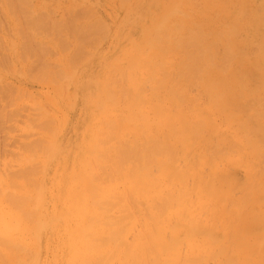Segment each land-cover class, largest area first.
Masks as SVG:
<instances>
[{
	"label": "bare ground",
	"instance_id": "6f19581e",
	"mask_svg": "<svg viewBox=\"0 0 264 264\" xmlns=\"http://www.w3.org/2000/svg\"><path fill=\"white\" fill-rule=\"evenodd\" d=\"M231 1L236 11L224 27L211 17L193 23L177 8L184 4L172 0L143 29V42L129 66L114 67L102 83L104 115L97 119L81 161L52 196L47 220L45 164L26 156L17 172L0 171L5 174L0 175V264H34L45 227L56 231L57 243L67 249L63 264H264V0L256 8L249 0ZM4 2L20 9L29 0ZM23 13L32 16V11ZM34 18L28 24L51 36L49 19L44 27V19ZM67 20L63 28L81 32L82 44L101 33L91 24L74 22L72 32ZM244 25L249 37L241 44ZM32 45L22 47L30 51ZM43 61L34 64L40 67ZM134 72L143 76L132 83ZM199 85L209 93L207 104L191 95ZM147 109L153 111L151 117ZM19 110L13 112L19 116ZM2 116L4 126L15 119L3 123ZM220 116L222 125L216 121ZM234 124L245 142L233 134ZM42 131L49 132L48 127ZM34 146L42 149L37 142ZM42 147L47 154L53 150L51 143ZM238 168L246 171L241 181L233 175Z\"/></svg>",
	"mask_w": 264,
	"mask_h": 264
},
{
	"label": "rangeland",
	"instance_id": "374dc122",
	"mask_svg": "<svg viewBox=\"0 0 264 264\" xmlns=\"http://www.w3.org/2000/svg\"><path fill=\"white\" fill-rule=\"evenodd\" d=\"M171 1L172 0H29L28 4H26L27 7L23 6L20 9H14L13 7L8 8L4 0H0V42L2 43H0V90L3 89V95H7V97H0V109H2L0 111H3V109L6 107V109H9L7 110L8 114H11V120H13L15 117V122L11 121L10 123H7L4 119L10 121L11 117L8 119V117L5 116L7 114L6 109L4 110L5 112L0 114H4V117L2 116L3 123H6L5 126L2 124V122L0 124V129L3 128L4 130V132L0 130V171L5 174L17 172L26 156H32L34 161L38 164H45V168L43 170L45 173L44 184L46 190V202L43 210L44 220H47V211H50L52 208V196L54 193L57 194V192L61 190L59 187L62 185V181L68 179L74 168L77 166L76 163L81 161L80 159L83 156V150L89 143L93 127L97 119L104 115L103 108L100 104V99L102 97V83L106 80V77L109 76L114 67H118V69H126L129 66L130 57L140 46L139 44L143 42V29L150 27L152 20L157 15L158 18L160 17L165 7L170 5ZM180 1L184 4V6L181 4L177 8H180L179 10L181 11V14L184 18L186 17L187 19L192 20L193 23H197L206 17H211L214 20H218L219 25L224 27L229 24L231 15L236 11V6L231 0ZM249 1L252 8L260 6L263 2V0ZM221 5L225 6L223 7L224 12L220 14V16H217L215 12L219 11L217 9ZM79 9H82L84 14L88 12L89 15H84ZM26 10L29 12L32 11V16L27 15L29 13H23L27 12ZM11 11V14H14L13 16L9 13ZM49 11L52 13H49ZM185 12L187 14H185ZM45 14L48 15V18ZM41 15H43L42 18L40 17ZM69 15H72L73 17L74 15H77L76 17H79L80 20H75L74 17V21H72L70 19L72 16L69 17ZM92 15L95 16L93 17ZM20 16L22 18H20ZM28 17L30 20L26 19ZM34 17L44 19V27H46V25L49 23V28L46 30H49L47 35L51 31V36L49 35L46 37L44 29L42 30L43 32L39 31V28L36 24H34V26H37L38 29L34 28L32 24H28L31 19H35ZM67 18V21L69 22L71 20V22L68 23L69 26L66 25V28L70 27L73 22L76 25H93L96 28V31L101 32H95V35L91 34L92 38L90 37V39L95 40L96 42L91 41L92 43H90V40H88L87 42L83 41L85 43L82 44L81 40L78 39L80 38L81 32H79V35L76 33V31L70 34L71 31L68 28L67 29L69 32L63 28V25H65L63 23H67L65 22V19ZM46 19H49L48 23ZM49 21L51 23L56 22L58 24L51 28ZM59 22L63 29L59 25ZM25 23H27V25L30 27H25ZM20 27L21 29H19ZM25 28L26 30L24 31ZM34 29L37 32H40L42 35L39 33V35H37V32ZM54 29H57V32H55ZM70 29H72V32L74 31L72 27H70ZM64 30H66L69 35H73L70 36L72 39L69 38V35L66 31L64 32ZM242 30L243 31L239 36V42L241 44H243L242 42L244 41L246 42L248 40L247 38L249 37L248 26L244 25ZM118 32L120 33L118 34ZM20 33H22L24 39L23 37L21 38L22 35L20 36ZM29 33L32 36L28 39L30 43L26 39L30 35ZM5 40H7V42ZM61 40L66 41L62 42ZM26 41L27 44L25 45L27 48L32 45L31 43L36 44V42H38V44L32 45L34 48H31L32 50L29 51L26 47H22L25 45L20 47V45ZM78 43H80L82 48L78 46ZM43 44L45 45L43 46ZM67 44H71V47ZM65 45H67L68 48ZM63 46L66 47V51L65 48H62ZM7 48L9 51H7ZM60 48H62L63 54H61L62 52ZM76 48L78 49L76 50ZM49 51L52 52L51 55H49ZM115 51L118 53L116 54ZM19 54L23 55L21 56ZM3 55H7L5 59L3 58ZM70 56L77 58L75 60ZM30 57L33 59H30ZM37 57L38 59L36 60L35 58ZM69 57L78 63L76 62V64H74L75 62H73V64H71L72 60ZM38 61H43L42 63H44V65H41L40 67L47 66V70L44 69V67H38L40 65V63L38 64ZM1 62L3 66H1ZM34 62H37L36 64L38 66H36ZM36 71H39V73H36ZM30 73L33 75L31 74L32 76H30ZM95 73L98 74L96 75ZM35 74L37 76L34 77ZM57 74L61 76H57L58 79L60 78V80L57 79ZM64 76L68 77H66L67 80H65ZM142 76L143 74L141 72L132 73L131 82L134 83L135 80H141ZM61 78H63V80H61ZM7 84L9 85L7 86ZM63 85L65 87H63ZM11 87H15V94L12 96V93H9L10 91L12 92L13 88L10 90ZM199 87L200 88L192 89L191 95L194 96L200 103L207 104L209 101L207 94L209 93H206V88H203V86L199 85ZM5 91L6 93L8 92V94H6ZM48 91L53 92L49 93ZM50 94L54 95L55 98ZM0 95L3 96L1 93ZM26 95L27 97L29 96V98H26ZM23 96L25 97L22 98ZM18 97L19 99H17ZM11 98L13 100H11ZM55 99L58 101L55 102ZM18 109H20V113L18 112L20 114L19 116L16 114L17 112H13L14 110L18 111ZM41 109L44 113L40 111ZM67 112L68 114L66 115ZM46 113L47 115L45 116ZM146 114L151 117L153 115V111L147 109ZM221 118V116L216 118L217 123L220 125H222L223 122V119ZM48 119L53 121L54 124ZM33 121H35V123H33ZM77 126L79 127V130L76 128ZM47 127L50 133L47 131H42ZM238 129L239 128L237 124H234L233 134L240 136L242 139L239 140L245 142L243 132H239ZM36 142L42 146L51 143L53 145V150L47 154V152H43L44 149L42 146H40L42 149L35 147L37 144L34 146L35 148L31 147ZM26 148H28L30 152L27 150L24 151ZM31 150H33L34 154L31 153ZM67 157L71 160H69ZM60 160H62V162ZM8 162L11 166L7 164ZM61 163L64 165L62 164L63 166H61ZM6 164L8 166H6ZM58 166L66 170H63ZM57 172L59 173L57 174ZM2 173L0 172V175ZM63 175H66V177ZM233 175L235 179L241 181L244 179L246 171L243 168H238L235 169ZM65 183H67V180ZM41 234L39 236L40 252H38V255H40L34 264H59V262L60 264H63L64 251L67 249L61 248L57 243L58 238L56 231L45 227ZM48 236L51 239H49ZM51 256L53 259H50ZM46 261L48 263H46Z\"/></svg>",
	"mask_w": 264,
	"mask_h": 264
}]
</instances>
